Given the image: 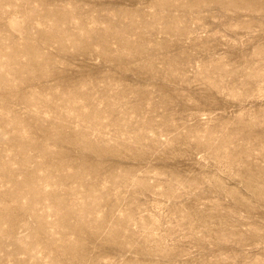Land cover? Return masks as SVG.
<instances>
[{
    "label": "rangeland",
    "instance_id": "rangeland-1",
    "mask_svg": "<svg viewBox=\"0 0 264 264\" xmlns=\"http://www.w3.org/2000/svg\"><path fill=\"white\" fill-rule=\"evenodd\" d=\"M0 264H264V0H0Z\"/></svg>",
    "mask_w": 264,
    "mask_h": 264
}]
</instances>
